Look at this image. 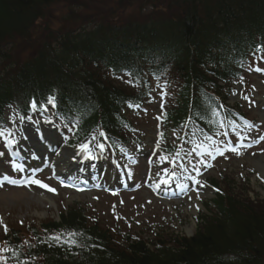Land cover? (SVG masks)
I'll return each mask as SVG.
<instances>
[{
  "label": "trees",
  "instance_id": "obj_1",
  "mask_svg": "<svg viewBox=\"0 0 264 264\" xmlns=\"http://www.w3.org/2000/svg\"><path fill=\"white\" fill-rule=\"evenodd\" d=\"M74 0H0L1 50L30 37L51 4ZM176 13L148 16L123 23H98L91 29H71L31 56L0 70V128L3 111L14 105L20 114L48 96L73 132V147L95 128L110 137L131 131L124 109L148 100L151 81L166 76L174 87L172 106L165 111L167 127L182 128L191 106L195 123L217 124L218 104L255 54L264 53V0H170ZM12 68V70H10ZM125 77V78H122ZM131 81L127 92L111 81ZM225 89L226 91L224 92ZM129 105H132L130 107ZM41 113L42 111H36ZM217 214L202 217L191 238L175 237L169 246L151 249L141 240L115 245L110 235L87 225L81 211L70 210L59 223L31 228L32 242L17 234L4 237L7 261L20 264H264V212H256L231 197L214 200ZM77 233L80 246L69 249L49 237Z\"/></svg>",
  "mask_w": 264,
  "mask_h": 264
},
{
  "label": "rangeland",
  "instance_id": "obj_2",
  "mask_svg": "<svg viewBox=\"0 0 264 264\" xmlns=\"http://www.w3.org/2000/svg\"><path fill=\"white\" fill-rule=\"evenodd\" d=\"M175 13L170 0L59 1L46 8L44 18L37 22L28 39L4 44L1 51L9 55V60L0 61V70L25 60L36 48L48 42L51 44L62 33L71 29L88 30L98 23H123L126 20H141L148 16L165 18ZM256 68H260L261 71L256 72ZM246 69L250 74L244 77L239 91L234 88L238 96H233L232 92L226 98L227 104L224 103L234 111L233 114L243 116L238 126L232 124L233 127L229 129L234 148L226 144L220 127L208 138L196 134L194 128H188L184 131L187 141L182 144H179L176 133L170 131L167 133L169 136L166 139L167 143L177 146L178 149L175 155H162L166 130L160 118L163 112L173 105L170 94L172 90L162 85L167 81L166 76L163 75L159 80L152 81L153 85H157L150 100L144 101L140 109L124 111L135 131L124 136L145 142V146L137 154L134 150L137 146L133 144L135 140L130 141L126 149L119 144L122 150L119 154L124 158L123 167L119 168L100 136L96 137L93 143L94 152L106 155L108 159L106 169H111L114 165L116 178H120L123 174L126 176V185L123 187L129 188L133 183L136 189L130 191L118 189L116 192L91 189L86 194H80L83 190L78 191L74 188L72 191L73 189L68 188L67 185L52 180L45 170L34 175L33 178L55 189V192L36 184H27L25 187L0 185V250L8 248L3 240L4 236L15 233L21 239L22 245L30 244L31 228H38L43 222L58 221L60 215L73 209L83 213L87 225H95L100 230L106 231L115 245L123 246L129 239H140L149 245L169 244L171 238L187 235L185 229L191 227L192 209L197 211V215L202 213L198 211L199 208L194 200L203 206L207 213L211 215L215 213L213 207L208 205L211 201L208 193L189 188L192 183L189 177H195L201 185L204 182L215 185L220 194L233 196L249 203L256 212H264V197L259 192L264 190L263 182L257 179L254 173L257 165L255 162L259 160L260 164H264V53L254 55ZM159 82L161 85L158 86ZM111 83L125 92L131 88V84L125 79ZM171 88L174 90L173 86ZM8 112L11 116L15 115L12 109H8ZM54 115L46 111L44 115H39L42 118L35 116L30 120L35 124H43L42 128L45 131L51 129L49 122L54 121L52 127L57 130V138L63 144L64 138H69L72 129ZM257 117L263 120L259 121ZM244 122H253L254 127L246 126ZM222 123L220 118L219 125ZM13 126L17 128L18 133L24 130L16 120L10 122L8 130H0L4 133L0 136V174L6 172L19 179V171L13 169L16 168L12 163L14 161L4 149V141L10 140ZM31 135L32 132L27 137ZM257 139H263L259 146L240 145L242 140L253 143ZM159 143L161 144L157 156L165 157L162 164L159 163L157 156H150L151 151ZM96 144H103V151L97 148ZM243 150L250 157H245L242 154ZM144 151L148 153L145 158ZM221 152L223 155L220 154ZM32 162L31 160V166H33ZM171 165L174 171L169 175L177 176L176 184L183 190L177 189L178 194L181 195L162 201L160 200L162 198L159 199L151 189L160 178H166L163 174ZM197 194H199L198 198ZM43 195L50 198L47 199ZM193 221L194 232L197 224L194 219ZM0 256L7 258V252L0 251ZM7 264L16 263L7 261Z\"/></svg>",
  "mask_w": 264,
  "mask_h": 264
},
{
  "label": "snow or ice",
  "instance_id": "obj_3",
  "mask_svg": "<svg viewBox=\"0 0 264 264\" xmlns=\"http://www.w3.org/2000/svg\"><path fill=\"white\" fill-rule=\"evenodd\" d=\"M128 83H131V81H128ZM245 99H247V97H244ZM46 105H51L52 107H56V98L54 96H48L46 98V100H43L41 102H37V100L33 99L30 104L29 107L31 108L32 111H48V108ZM130 107H132V105H129ZM11 107V106H9ZM9 119H11V117H9ZM4 133L0 132V136H3ZM101 136L104 135L103 132L100 133ZM12 141H8V143H11ZM96 147L99 148L101 151H103L104 145L103 144H96ZM80 151L82 153H84L85 155V159H93L94 157V153L93 151L90 149L89 144L88 143H84L79 145ZM232 151H235V149H231ZM219 151V150H217ZM221 155H223V152L220 153ZM161 159H165V157H161ZM198 172V170H197ZM199 174V173H198ZM190 179H192L196 184H200V181L195 180V177H189ZM14 183V182H13ZM26 183L28 184H36L39 185L42 188L47 189L48 191L51 192H55V189L50 188L48 185L43 184L41 181L36 180V179H29L26 181ZM161 183H167L166 180L161 179ZM203 186V185H201ZM218 191V190H217ZM197 194V198H198ZM5 231L7 232V229H5ZM77 233L74 232H69L66 235H56V236H51L49 237V240L51 241H55L58 245H66L69 249L73 248V247H78L80 246L78 244V241L76 239L77 237ZM3 252H11L13 254V256H16V253L13 249L10 248H5L3 250H0ZM0 264H7V258L4 256H0ZM20 264H26V261H20Z\"/></svg>",
  "mask_w": 264,
  "mask_h": 264
},
{
  "label": "bare ground",
  "instance_id": "obj_4",
  "mask_svg": "<svg viewBox=\"0 0 264 264\" xmlns=\"http://www.w3.org/2000/svg\"><path fill=\"white\" fill-rule=\"evenodd\" d=\"M50 134H46L45 137H47V139L50 138ZM92 140L90 142H88L89 147L91 146ZM57 151L59 152L56 156L53 155V158H51V162H52V166L55 172L57 173H61L63 175H68L71 176V173L69 171V169L67 170V162L65 159H61V157L63 156V149L60 146H56ZM91 149V148H90ZM66 157H68V161L69 159L72 157V153L70 152H65ZM84 156V155H83ZM98 157V154L96 155ZM257 165H255V168L259 171V174L264 178V165L260 164V161L258 160L257 162H255ZM70 166H68L69 168ZM44 197H46L47 199H49L50 197L43 195ZM50 201V200H49Z\"/></svg>",
  "mask_w": 264,
  "mask_h": 264
}]
</instances>
